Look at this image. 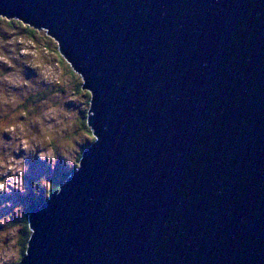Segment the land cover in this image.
<instances>
[{
	"label": "water",
	"instance_id": "water-1",
	"mask_svg": "<svg viewBox=\"0 0 264 264\" xmlns=\"http://www.w3.org/2000/svg\"><path fill=\"white\" fill-rule=\"evenodd\" d=\"M89 92L93 140L15 264H264V0H0Z\"/></svg>",
	"mask_w": 264,
	"mask_h": 264
},
{
	"label": "rangeland",
	"instance_id": "rangeland-1",
	"mask_svg": "<svg viewBox=\"0 0 264 264\" xmlns=\"http://www.w3.org/2000/svg\"><path fill=\"white\" fill-rule=\"evenodd\" d=\"M6 20L0 16V244L16 253L5 264H15L22 256V214L63 181L93 135L84 125L89 94L82 76L55 39L44 28L31 36L25 24ZM17 161L21 172L8 167Z\"/></svg>",
	"mask_w": 264,
	"mask_h": 264
},
{
	"label": "trees",
	"instance_id": "trees-1",
	"mask_svg": "<svg viewBox=\"0 0 264 264\" xmlns=\"http://www.w3.org/2000/svg\"><path fill=\"white\" fill-rule=\"evenodd\" d=\"M6 21H9V23L10 24H13V23H16V24H19V25H21V23H20V21H18V20H16V19H8V20H6ZM23 27H24V29L26 30V31H28L30 34H31V36H33V34L35 33L34 31H35V29H33L34 27H32V26H29V25H22ZM59 52V51H58ZM87 91V90H86ZM88 92V91H87ZM88 94H89V92H88ZM84 118H85V122H86V115H84ZM84 124V123H83ZM84 125H86L87 126V124H84ZM80 155V154H79ZM75 167V166H74ZM73 167V168H74ZM72 168V169H73ZM71 169V170H72ZM70 172V171H69ZM68 172V173H69ZM68 173L66 174V176L68 175ZM66 178V177H65ZM64 178V179H65ZM63 179V180H64ZM58 185L59 184H54V185H52L50 188H49V190H48V192H47V194H46V196L48 197L50 194H52L54 191H56V189H57V187H58ZM44 197V198H41V199H39V200H36L34 203H32V205L31 206H29L27 209H26V211L22 214V217H23V220L25 219V221H24V226H23V232L25 233L24 234V241L22 242V248H21V252H20V255H22L23 253H24V251H25V247H26V241H27V238H28V236H29V234H30V230L28 229V227H27V224H26V220H27V213H28V211L30 210V209H32V208H35L37 205H39L44 199H46L47 197Z\"/></svg>",
	"mask_w": 264,
	"mask_h": 264
},
{
	"label": "clouds",
	"instance_id": "clouds-1",
	"mask_svg": "<svg viewBox=\"0 0 264 264\" xmlns=\"http://www.w3.org/2000/svg\"><path fill=\"white\" fill-rule=\"evenodd\" d=\"M2 58V57H0ZM9 131H14V129H8ZM23 147L27 149L29 147L27 140H22ZM4 161L0 160V165H3ZM20 164L19 161L9 163V168H14L15 171L21 172L23 169L21 167H18L17 165ZM13 181H16L15 176L13 177ZM5 188V185L3 183H0V190H3ZM15 251L11 247L5 248L3 244H0V264H5L6 261H12L15 259Z\"/></svg>",
	"mask_w": 264,
	"mask_h": 264
},
{
	"label": "bare ground",
	"instance_id": "bare-ground-1",
	"mask_svg": "<svg viewBox=\"0 0 264 264\" xmlns=\"http://www.w3.org/2000/svg\"><path fill=\"white\" fill-rule=\"evenodd\" d=\"M45 30H46V29H45ZM57 51H58V49H57ZM85 143H86V142H85ZM44 200H45V199H44ZM22 255H23V254H22ZM17 261H18V260H17ZM17 261H16V262H17Z\"/></svg>",
	"mask_w": 264,
	"mask_h": 264
}]
</instances>
